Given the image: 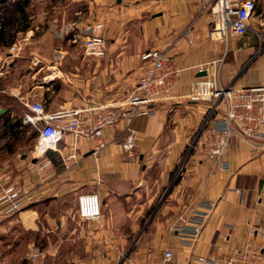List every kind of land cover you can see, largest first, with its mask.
<instances>
[{
	"label": "crops",
	"instance_id": "1",
	"mask_svg": "<svg viewBox=\"0 0 264 264\" xmlns=\"http://www.w3.org/2000/svg\"><path fill=\"white\" fill-rule=\"evenodd\" d=\"M90 2L97 5L103 2L115 3L116 5L111 8L109 6L105 13V19L112 21L118 16L116 19L123 22L126 19L124 10L133 11L128 13L134 15L133 29H138L139 33L132 35L131 43L127 38L124 48L117 53L119 58L115 59L118 61L117 65L120 63L118 65L120 80L116 83L114 76L115 81L104 85L105 87L97 83L93 85L96 91L93 87L91 91L89 81L85 82L82 85L85 97H82L76 92V89H80L79 84L70 79L67 86L68 84L58 77L61 73L57 71L58 73H54L55 76L47 74L42 83L30 87L25 83H22L23 85L15 83L13 78L9 79L6 85H2L0 80V93L6 94L22 106L24 102L43 101L45 112L48 114L113 102L117 98L104 91L113 86H116L118 93L127 89L126 87L133 81L131 78L136 74L133 70L141 64L140 54L155 48L166 51L182 69L173 91L177 98L171 102L160 103L159 106L152 105L150 116L137 118L132 122L131 128L135 131L136 142L131 152H124L120 146L127 127V121L122 120L113 128L104 131L103 138L107 145L97 156L92 155L95 146L93 140L77 141L76 160L66 159L72 153V139L66 136L57 152L48 151L42 158L38 157V161H34L36 155L31 151L28 161L22 160L25 157L22 154L18 156L20 160L15 161L16 147L9 146L10 139L14 136L11 129L13 120H10L14 113L11 111L12 106H8L6 111L8 115L4 119L6 123L3 124L9 128L0 136V147L5 145L8 159L3 161V167H0V188L25 187L35 200L59 198L71 193L74 196V204L80 194L96 192L102 205L101 218L93 222L78 220L80 225L84 224L86 228L81 230L75 228L69 232L71 235L84 238L86 249L120 250L126 241L119 235L121 233L116 226L119 223L117 218L123 216L130 218L132 214L136 215L140 211L133 209L137 206L135 205L122 212L118 210L117 204L138 201L142 191L145 193L151 188L157 189L164 185L167 166L174 164L206 118L208 107L206 102L181 98L182 95L195 90L200 81L205 80V73L199 72V68L207 64H213L215 67L218 65L217 61L224 56L219 68L221 71V64L227 62L224 69L227 81L225 84L221 82L222 86L228 87L232 84L237 88L264 86V46L263 49H259L260 41H264V0H254L256 11L249 21V31L240 38L242 41L240 47L235 45L233 38L226 43L210 38L211 6L203 5L201 0ZM113 43V40H109V52L113 49L111 48ZM115 48L117 47L114 46ZM42 71H46V68L44 67ZM42 71L34 72L33 77ZM127 74H130V77L124 80L123 75ZM112 79L109 78L110 81ZM58 81L67 87L58 89L55 85ZM46 92L52 97L48 104L45 101ZM2 109L4 108L0 105V114ZM197 145L195 152L189 155L182 177L169 193L167 204L159 211L148 232H143L138 237L131 257L135 263H142L146 254L166 248L173 251L176 264H186L188 258L194 254L207 255L215 250L241 248L250 239V230L254 228L262 229L253 240L264 248V150L254 152L247 142L233 139L221 159L228 166L224 170L219 168L217 162L205 159L200 154L199 143ZM152 168L158 171V176L153 177ZM202 201L213 202L215 208L206 220L197 244L191 248L186 247L179 242L177 236L169 233V229L180 215L188 216ZM33 210L19 212L13 218L3 220L10 219L9 222L25 220V224L35 225L37 214ZM176 217L178 218L175 219ZM59 218L61 223L57 222V225L61 226L62 231L69 218L62 215H59ZM75 219L73 215L72 220L76 221ZM120 256V252L117 254L112 252L106 255L104 261L90 257L85 263L80 264H110L113 261L114 264H118Z\"/></svg>",
	"mask_w": 264,
	"mask_h": 264
},
{
	"label": "rangeland",
	"instance_id": "2",
	"mask_svg": "<svg viewBox=\"0 0 264 264\" xmlns=\"http://www.w3.org/2000/svg\"><path fill=\"white\" fill-rule=\"evenodd\" d=\"M90 1L0 0V80H2V85H6L9 79L12 80L13 78L15 83H25L30 87L42 83L45 75L55 76L54 73L58 71L61 73L59 77L64 80V83L68 84L63 78L67 75L75 84H79L80 89H76V92L79 93V96L85 97L84 89H82L85 82L89 81L91 91H96L93 85L97 83L105 87L104 85L107 86L115 81V78L117 83L120 80L118 75L120 70L118 65L120 63L117 65L118 61L115 59L119 58L117 53L124 48L127 38L131 43L133 40L132 35L139 33L138 29H133L134 15L128 13L133 11L124 10L126 19L123 22L116 19L117 14L112 21L105 19V13L109 6L110 8L111 6L114 7L115 3L106 4L103 2L97 5L95 2L91 4ZM100 21L104 25L102 34L107 40V44L110 45L109 40L114 41L111 44L113 49L110 52L108 50L106 58L96 61L84 60L81 54V43L87 34L85 28ZM70 35L78 37L76 44L73 45L68 41ZM233 40H235L237 47L242 46L240 38H233ZM114 46L117 48L114 49ZM263 46L264 41H260L259 49H263ZM58 52L63 54L61 58L55 57L54 54ZM226 64L227 62L221 64V71L219 68V78L222 84L227 81L224 74ZM44 67L46 71H42ZM39 71L42 72L33 77L34 72ZM133 72L136 74L133 75L134 77L131 76L133 81L126 87L127 89L118 93L116 86H113L108 91H104L108 95L117 98L113 102L122 100L135 85L140 74V67L138 66ZM101 76L103 81H101ZM114 76L116 77L114 78ZM110 77L113 78L111 81L109 80ZM128 77H130V74L123 75L124 80ZM55 85L58 86V89H63V86L67 87L59 81ZM2 89L4 91L5 87ZM46 94L45 101L48 104L52 97H49L48 92ZM0 95L4 96L0 101L1 105L5 102L13 104L11 111L14 116L13 119L10 117V120H13L12 127H14L11 129L14 136L10 139L9 146L16 147L14 159L15 161L20 160L19 157L22 154L25 155L22 160L28 161L31 151H34L33 145L36 133L30 126L22 125V119L20 118H23L29 111L20 103L18 104L22 108L11 102L6 94L1 93ZM6 99L8 100L5 101ZM41 102L44 104L43 101ZM155 106H159V104ZM7 115L8 113L1 118L0 136L9 128L3 124ZM8 121L7 119V123ZM200 127L192 135L185 145L184 151L174 164L167 166V171L164 174L166 176L164 185L157 189L151 188L145 193L142 191L138 201H129V203L124 201L123 203L120 202V205L117 204L118 210L122 212L128 211L135 205L137 206L133 209L140 211L136 215L132 214L130 218L124 216L117 218L119 223L116 226L119 227L121 233L119 235H122L126 241L122 249H86L84 238L70 234L69 231L75 228L80 230L86 228V225H80L78 222L75 215L77 198L74 204V196L70 193L59 198L34 199V202L26 208L28 210L34 209L33 211L37 214L35 225L25 224V220L9 222L10 219H8V221H0V264H80L85 263L90 257H96V259L104 261L106 255L112 252L116 254L120 252L121 256L118 264H120L123 257L132 260L131 257L139 235L148 232L159 211L167 204L168 195L173 189V183L180 180L189 155L193 154L195 148L198 147L197 135ZM0 150L2 151L0 153V167H3V161L8 159L5 154V145H2ZM160 171L162 172L161 169ZM151 173L153 177L158 176V171L154 168L151 169ZM152 201L153 203L150 205ZM111 207L113 208V204ZM59 215L69 218L66 221L65 229L62 231L60 230L61 226L57 225V222L61 223ZM73 215H75L76 221L72 220ZM115 233L117 235V232ZM114 262H110V264H114Z\"/></svg>",
	"mask_w": 264,
	"mask_h": 264
},
{
	"label": "built area",
	"instance_id": "3",
	"mask_svg": "<svg viewBox=\"0 0 264 264\" xmlns=\"http://www.w3.org/2000/svg\"><path fill=\"white\" fill-rule=\"evenodd\" d=\"M201 1L203 5L211 6V39L218 34L215 39L226 43L230 38H241L247 34L249 21L256 11L254 0ZM103 26L100 21L85 28L87 34L81 43L84 59L106 58L108 44L102 34ZM77 39V36H73L68 41L76 44ZM54 55L56 58L63 56L59 52ZM222 60L223 57L215 67L207 64L199 68V72L205 73V80L200 81L195 90L181 98L207 103L206 118L197 139L200 154L209 161L217 162L219 168L225 170L228 168L227 163L221 159L231 140L237 138L247 142L254 152L264 150V86H222L219 78V64ZM139 61L140 74L136 84L128 96L120 101L60 110L53 114L46 113L44 104L40 101L24 102L29 113L22 118L21 124L30 126L37 133L34 161H38V157L42 158L48 151L57 152L66 136L72 139V153L67 156V160H76V145L79 140H93L95 146L92 155L97 156L107 145L103 138L104 131L122 120L127 121V127L120 146L124 152H131L136 142L132 122L137 118L150 116L152 105L171 102L177 98L173 91L182 73V69L164 50L154 48L145 51L140 54ZM63 78L70 81L67 75ZM33 202L30 191L25 187H1L0 220L12 218ZM101 208V200L96 192L83 193L77 197L75 215L79 221L93 222L101 218ZM214 208L213 202L202 201L188 216L180 215L170 227L169 233L177 236L182 245L190 248L195 246ZM261 231V228L251 229L250 239L241 248L215 250L207 255L194 254L186 264H264V248L253 240ZM125 258H122L120 264H139ZM140 264L176 263L173 251L166 248L146 254Z\"/></svg>",
	"mask_w": 264,
	"mask_h": 264
},
{
	"label": "trees",
	"instance_id": "4",
	"mask_svg": "<svg viewBox=\"0 0 264 264\" xmlns=\"http://www.w3.org/2000/svg\"><path fill=\"white\" fill-rule=\"evenodd\" d=\"M71 38H73V35H70V39ZM74 45V44H73ZM84 60H88V59H84ZM92 61H96V60H92ZM1 94V93H0ZM4 96H2V95H0V101H1V99L3 98ZM7 97V96H6ZM8 98V97H7ZM8 99H6L5 101H7ZM9 100H11V102H13V103H15L17 106H20L19 104H18V102H16L15 100H13V99H9ZM0 105H1V103H0ZM8 106H12L13 107V104H8L7 102H5L3 105H2V107L5 109V113H2V114H0V118H3L4 117V115L6 114V111L8 110ZM21 107V106H20ZM22 108V107H21ZM24 109V108H23ZM14 127V126H13ZM12 127V128H13ZM36 133V132H35ZM36 138H37V133H36V135H35V139H34V141H36ZM179 182V181H178ZM177 181H175L174 183H173V186H175L177 183H178ZM29 207V206H28ZM26 210H28V208H24L22 211H26Z\"/></svg>",
	"mask_w": 264,
	"mask_h": 264
},
{
	"label": "water",
	"instance_id": "5",
	"mask_svg": "<svg viewBox=\"0 0 264 264\" xmlns=\"http://www.w3.org/2000/svg\"><path fill=\"white\" fill-rule=\"evenodd\" d=\"M119 2V1H118ZM4 112V109H2L1 110V113H3ZM199 133H200V131H199ZM199 133H198V135H197V139H198V137H199ZM167 193V192H166ZM150 220H151V218H150ZM150 220H149V222H150ZM149 222L147 223V225L149 224ZM140 236V235H139Z\"/></svg>",
	"mask_w": 264,
	"mask_h": 264
},
{
	"label": "bare ground",
	"instance_id": "6",
	"mask_svg": "<svg viewBox=\"0 0 264 264\" xmlns=\"http://www.w3.org/2000/svg\"><path fill=\"white\" fill-rule=\"evenodd\" d=\"M219 35L218 34H216V35H213V38L215 39V38H217Z\"/></svg>",
	"mask_w": 264,
	"mask_h": 264
}]
</instances>
